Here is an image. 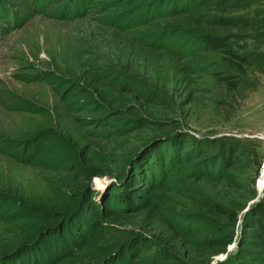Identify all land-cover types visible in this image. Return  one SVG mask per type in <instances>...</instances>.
Listing matches in <instances>:
<instances>
[{"label":"rangeland","instance_id":"1","mask_svg":"<svg viewBox=\"0 0 264 264\" xmlns=\"http://www.w3.org/2000/svg\"><path fill=\"white\" fill-rule=\"evenodd\" d=\"M264 0H0V264H264Z\"/></svg>","mask_w":264,"mask_h":264},{"label":"built area","instance_id":"2","mask_svg":"<svg viewBox=\"0 0 264 264\" xmlns=\"http://www.w3.org/2000/svg\"><path fill=\"white\" fill-rule=\"evenodd\" d=\"M263 171H264V166H263V170H262V173H263ZM263 188H264V185H263Z\"/></svg>","mask_w":264,"mask_h":264}]
</instances>
